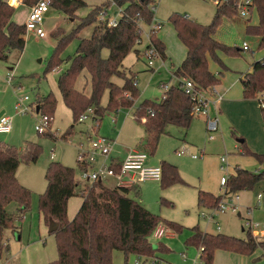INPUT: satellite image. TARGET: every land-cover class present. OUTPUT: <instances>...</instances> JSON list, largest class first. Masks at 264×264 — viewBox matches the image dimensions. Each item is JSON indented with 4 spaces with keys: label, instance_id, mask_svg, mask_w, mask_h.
Segmentation results:
<instances>
[{
    "label": "trees",
    "instance_id": "16d2710c",
    "mask_svg": "<svg viewBox=\"0 0 264 264\" xmlns=\"http://www.w3.org/2000/svg\"><path fill=\"white\" fill-rule=\"evenodd\" d=\"M35 1L37 0H24V3L31 5ZM49 1L50 8L66 15H73L86 7V3L82 0ZM112 1L115 9H122L117 26L108 28L105 23L97 21L101 10L112 9L110 2L93 7L70 33L58 37L45 69L48 73L58 67L62 61L61 55L73 40L78 39L80 31L98 23L93 27L88 38L79 40L74 56L69 59L68 66L57 78L60 96L70 110L75 123L88 108L93 109L98 119L105 112L129 109L133 101L138 98L135 75L125 72L122 63L129 53L138 52L135 49L137 40L140 39L138 23L151 25L154 21V11L151 10L152 7L155 8L154 2L153 0ZM234 1L226 0L222 6L216 8L211 22L207 25L178 14H172L168 18L178 40L186 49V57L173 73L179 80L178 84L169 86L163 100L160 102L144 100L134 110L135 122L139 123L141 117H146V122L142 125L143 139L137 147L139 150L154 155L159 139L166 133L169 125L178 126L183 130L189 128L192 122L189 115L191 100L182 89V79L191 81L198 89L211 90L220 83V79L209 70V61L225 70L217 53L236 55L242 51L223 45L214 37L224 18L231 19L238 16ZM252 2L259 17V25L249 30L261 36V46L264 43V0H252ZM14 12L12 6L0 0L1 61H6L10 52H22L25 47V27L13 21ZM155 33L151 31L150 45L158 51L160 58H164L165 46ZM103 50H107V57L102 56ZM251 67L252 72L246 74L241 81L242 95L245 100L259 101L260 95L264 93V59L254 62ZM84 72L88 76L86 84L88 94L84 93V88L81 90L76 88V82ZM114 77L121 79L122 85L113 83ZM105 92L108 98L106 105L102 107L101 100ZM55 104V98L49 94L38 100L36 111L41 115L52 117ZM260 110L264 128V109ZM72 128L63 135V138L71 135ZM241 146L245 148L244 143ZM39 153L40 146L36 144L28 143L23 151L18 152L0 143V257L7 250L3 242V232L8 229L14 230L15 222L20 220L31 206V192L19 184L15 176L16 170L22 162L34 163ZM243 155H251L264 168V154H255L244 149ZM160 167L161 188L182 183L176 166L162 161ZM44 179L46 189L39 196L38 210L43 215L47 227L56 226L50 234L55 239L57 259L49 264H112L114 250L123 253L125 263L130 255L145 260L152 259L155 251L148 238L161 223L164 222L166 228L174 233L182 230L180 225L162 221L145 209L139 200L138 186L113 189L101 184L89 186L85 188L87 189L85 194L81 195L82 204L76 215L72 220H68L67 202L78 192L74 170L52 162L45 171ZM261 181H264V169L252 172L236 167L224 185L226 195L251 191ZM196 199L197 207L213 210L218 207L222 196L198 191ZM161 202L167 203L164 199ZM9 205H15V214L7 211ZM192 231V236L185 244L200 251L201 264H212L216 251L250 256L259 247H264V240L252 238L249 232L245 239H238L221 234L204 233L197 226Z\"/></svg>",
    "mask_w": 264,
    "mask_h": 264
},
{
    "label": "rangeland",
    "instance_id": "374dc122",
    "mask_svg": "<svg viewBox=\"0 0 264 264\" xmlns=\"http://www.w3.org/2000/svg\"><path fill=\"white\" fill-rule=\"evenodd\" d=\"M82 1L86 3V7L73 15L60 13L51 7L43 24L45 38L36 39L32 34L27 33L24 50L22 52L12 51L8 54L6 61L0 60V113L4 112L5 115L12 117L11 131L8 134H0V143L12 147L18 152L23 151L28 143L40 146L37 160L34 163H20L15 173L19 184L31 192L30 210L15 222L17 230L22 233L23 243H26L28 238L33 239L34 237L36 230L33 227L37 222L35 215L39 212L38 199L46 189L44 174L50 163L57 162L74 170L78 192L72 198L73 203L80 202L82 200L81 190L90 186V183L82 180L79 175L76 144L83 141L85 135L90 134L89 128L93 126V123L89 119L83 123L73 121L72 114L63 103L57 88V78L68 66L69 59L74 56L79 40L88 38L93 27L98 23L80 31L78 39L73 40L61 55V64L50 72H45L58 37L70 33L93 7L109 2V0ZM153 2L155 7L153 22L162 26V29L155 34L156 37H162L167 57L164 59L167 69L164 64L162 65L160 58L153 60L152 70L147 66V61L142 56L147 44V37L146 34L142 35V43L135 47V49L141 50L139 55L136 56L134 52H131L122 63L124 70L130 69L135 74L138 98L133 101V107L131 106L130 109L105 112L103 116L98 117L97 136L116 140L118 145L115 146L111 156L119 155L121 160L127 149L138 147L143 139L142 126L132 118L134 110L144 100H160L165 92L161 89L162 84L175 86L179 82L170 74L174 73L178 63L183 59L185 50L168 18L172 14H178L194 22L207 25L211 22L216 10L213 4L204 0H153ZM114 9L112 7L110 12L112 13ZM24 12L25 9L21 7L15 9L14 20L21 21ZM235 17L224 18L214 37L221 44L232 48L241 49L244 42L248 45L249 51H240L236 55L218 53L219 59L222 60L228 71L238 74L246 73L254 62L264 59V43L260 46L261 36L250 32L251 28L259 25L256 9H253L250 23L246 20L249 18ZM141 28L145 33L149 31L145 25H141ZM107 55V50H103L102 56L107 57ZM211 67L214 68V64H211ZM87 82L88 76L84 72L78 78L76 88L78 90L84 88V93L88 94ZM112 82L118 86L122 84V80L117 77L112 78ZM49 94L56 101L52 117L48 116L51 118V126L46 133L38 134L34 127L43 115L34 111V108L38 100ZM24 96L28 97L26 105L31 107V113L16 115L13 109L14 104L17 97ZM262 97L264 98V93ZM107 98L108 94L105 92L101 100L102 107L106 105ZM113 118H117L115 128L111 125ZM71 127H73L71 135L63 138V135ZM213 137V140H209L206 120L203 117L192 119L187 130L174 125L167 126L166 133L159 139L154 155L147 154V165L160 166L162 161H166L176 166L182 183H176L163 189L160 187V181L146 180L138 185L139 200L149 212L158 216L162 221L180 225L182 230L179 233H174L172 237H167L166 234L160 239L154 238L152 234L148 238L155 251V256L152 259L145 260L130 255L125 263L123 253L114 250L112 264H135L136 261L138 264H201L200 259L194 261L196 248L185 244L186 240L192 236V230L196 226L211 234H221L238 239H245L247 232L250 233L245 226L246 222L257 224L258 228L264 231V181L256 184L251 191L232 195V200L235 195L238 196V200L233 202L236 206L235 209L217 212L211 221L201 216L202 213L210 214L211 210L197 207V191L202 190L200 183L203 182L210 188L214 187L216 182L219 183L220 175H222L219 169V160L222 157L226 158L229 175L232 174L231 156L238 153L237 150L232 152L231 148L225 147V140L219 132V128ZM229 137H232L234 142L238 138L241 139V136H232L231 130ZM181 150H185V154L178 156L176 152ZM192 156H196V158L193 159ZM101 185L110 189L114 188L113 181L110 179L102 180ZM258 195L261 197L258 198ZM128 197L132 198L131 195ZM163 199L167 203H162ZM225 203H230L229 199ZM14 206L9 205L7 211L15 214ZM158 227L166 229L164 222ZM250 235L252 236V234ZM246 257L250 258L251 264H264V257L261 256L259 249Z\"/></svg>",
    "mask_w": 264,
    "mask_h": 264
},
{
    "label": "built area",
    "instance_id": "2783aa9c",
    "mask_svg": "<svg viewBox=\"0 0 264 264\" xmlns=\"http://www.w3.org/2000/svg\"><path fill=\"white\" fill-rule=\"evenodd\" d=\"M24 2V0H19ZM209 1L216 8L222 6L226 0H204ZM112 7L115 5L112 0H109ZM237 15L246 19L250 17L251 11L254 9L252 0H235L234 1ZM50 10L49 0H37L32 3L28 8V13L24 22L25 32L32 34L37 39H44L46 36L44 30V20L47 13ZM154 11V8H151ZM110 10H101L97 16V21L105 23L108 28H114L118 24V19L121 15L122 9L116 8L114 13ZM141 25H145L141 22L138 23L140 39L137 40V45L142 43L141 36L146 34L147 44L143 50V58L147 61V66L153 67V60L160 58L158 51L150 45V34L151 31L157 32L160 29L159 24L154 22L151 25H145L148 27L149 31L144 32ZM150 46H149V45ZM242 50H248V45L244 42L242 44ZM182 89L185 94L189 96L191 100V107L189 115L192 119L195 117H204L206 120V128L209 133V140H213V134L218 130V116L217 113L210 115V104L208 96L214 94V87L211 90H201L195 87V85L187 80L182 79ZM168 85L164 84L161 86L163 91H167ZM164 92V93H165ZM220 96L216 98V102L220 100ZM28 97H17V101L14 104V112L16 115H26L31 113V107L26 105ZM259 107L264 109V98L262 95L259 97ZM36 111V107L34 108ZM151 113V111H148ZM152 114V113H151ZM90 120L93 126L89 128L90 134L85 135L83 141L76 144V149L78 151L77 165L79 169V175L82 180L90 183V187L94 184H101L102 180L110 179L113 181L114 187L117 188H131L133 186H138L141 182L146 180L160 181L162 176V171L160 166H148L147 159L148 155L146 152L139 150L137 147L127 149L126 155L122 160H118L111 156L112 151L115 146L118 145L116 140L107 139L104 137L97 136L98 123L99 120L96 119L94 111L92 108H88L83 112L79 118L78 122L83 123L86 120ZM134 119V116H133ZM146 122V117H141L139 124L142 126ZM115 118L111 120V124H115ZM51 118L43 115L38 123L35 125L34 129L38 134H44L50 129ZM12 127V117L5 115V113L0 115V134H8ZM178 156L185 154V150L177 151ZM193 159L196 156H192ZM219 169L222 172L219 183L222 187V199L218 204V207L213 209L214 212H223L229 209H235L236 206L233 203L238 200V196H234L232 200V195H226L224 185L230 178L228 167L226 164V158L222 157L219 160ZM85 194V189L81 190L80 195ZM261 196L258 195V198ZM229 199L230 203H225ZM204 217V216H203ZM246 228L250 231L254 239L261 240L264 238V231L258 228L257 224L252 222H246ZM167 229L157 227L152 233L154 238L160 239L166 235ZM261 252V256L264 257V247L258 248ZM135 264H138L136 261Z\"/></svg>",
    "mask_w": 264,
    "mask_h": 264
},
{
    "label": "crops",
    "instance_id": "0c3cea01",
    "mask_svg": "<svg viewBox=\"0 0 264 264\" xmlns=\"http://www.w3.org/2000/svg\"><path fill=\"white\" fill-rule=\"evenodd\" d=\"M4 1H6L14 9L20 7L25 9L21 21L19 22L15 21L13 18V21L16 24L23 25L30 5H26L24 2L19 0H4ZM252 13L253 10L251 11L249 19H246L247 21H249V23L252 17ZM236 17L240 18L239 16ZM154 23L157 24L156 22ZM161 29L162 26H160L159 31ZM157 38L163 43L162 37H157ZM136 50L138 52H134V53L136 54V56H138L141 50L138 49ZM184 50H185L184 57L183 59L180 60L178 66L186 57L185 47ZM242 51L243 52L249 51V47L248 50H242ZM166 58H167L166 56L164 58H160L162 65L164 64L165 68L166 66L164 59ZM211 64L214 63L209 61V70L211 71V73L219 76L220 83L214 87V94L208 96L209 100L211 101L209 113L210 115H214L215 113H217V116L219 118L218 128H219V132L221 133V135H223V138L225 140V144H224L225 147L231 148L232 152L236 150H237L236 152H238L234 156H231L232 157L231 164L233 165V172L236 167H240L252 172L261 171L264 169L263 166H260L251 155H243L244 149L255 154H264V128H263V121H262L259 103L257 102L256 99L245 100L242 95L243 88L241 81L246 74L252 72V67H250V70L247 71L246 73L235 74L228 71L224 63L223 65L226 68L225 70L221 69L218 65L216 66L215 64L213 68L211 67ZM122 68H124L123 64H122ZM125 72H130L134 74V72H132L130 69L129 70L126 69ZM170 75L171 77H175L174 74H170ZM218 96H220L221 99L218 102H216V98ZM163 98L164 96H162L161 99L158 100L157 102L162 101ZM119 110H124V109H118L115 112ZM3 113L4 112H1L0 114ZM115 121H116L115 124H111L114 128L117 125V118H115ZM230 130L232 136L234 137L241 136V139L239 138L236 139L235 141L236 143L234 142L232 137L231 138L229 137ZM243 143L245 148L239 147ZM113 157H115L118 160H121L119 155ZM200 189L204 190V192L211 193L214 196L222 195L221 192L222 187L218 182H216V184L212 188L207 187L205 184H203V182H201ZM202 190H198V191H202ZM72 198L69 199L67 202L68 220L73 219V217L75 216V214L77 213V211L79 210L82 204V200L80 202L73 203ZM14 210H16V207ZM216 214L217 212L211 210L210 214L202 213L201 216L202 217L204 216L203 217L204 219H208L209 221H211L216 216ZM35 218H37V222H36V226L33 227L36 230L34 233V237L33 239L28 238L26 243L22 242V233L17 230L16 226L14 230L8 229L3 232V242L5 246H7V250L0 257V264H49L50 262L57 259V252L55 251V244H54L55 240H54V236L50 234V228L45 225L43 220V215L40 212H38V214L35 215ZM217 229L219 230L220 228L218 227ZM167 231H169L167 232V237L174 236V232L172 231L170 232V230L168 229ZM202 232L208 233L207 231L206 232L202 231ZM212 235H216V234H212ZM261 240H264V238H262ZM195 253L196 256L194 261H198L200 257V251L196 248ZM212 264H251V263L249 257L230 253V252L216 251L213 256Z\"/></svg>",
    "mask_w": 264,
    "mask_h": 264
},
{
    "label": "water",
    "instance_id": "95a60500",
    "mask_svg": "<svg viewBox=\"0 0 264 264\" xmlns=\"http://www.w3.org/2000/svg\"><path fill=\"white\" fill-rule=\"evenodd\" d=\"M0 115H1V114H0ZM55 228H56V226H51V227H50V231H51V230H54Z\"/></svg>",
    "mask_w": 264,
    "mask_h": 264
}]
</instances>
